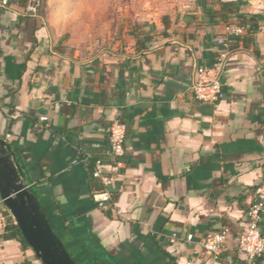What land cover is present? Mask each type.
<instances>
[{"label":"crops","instance_id":"0c3cea01","mask_svg":"<svg viewBox=\"0 0 264 264\" xmlns=\"http://www.w3.org/2000/svg\"><path fill=\"white\" fill-rule=\"evenodd\" d=\"M221 1L258 16L254 44L229 50V25L192 8L161 43L84 58L51 20L17 1L0 9V138L27 156L28 185L79 264H264L238 251L264 184V0ZM220 54L227 96L200 103L196 67ZM117 121L128 126L125 154L99 184L118 198L102 209L78 154L110 150ZM222 230L227 249L215 259L201 242ZM4 247L0 264L32 259L17 241Z\"/></svg>","mask_w":264,"mask_h":264},{"label":"rangeland","instance_id":"374dc122","mask_svg":"<svg viewBox=\"0 0 264 264\" xmlns=\"http://www.w3.org/2000/svg\"><path fill=\"white\" fill-rule=\"evenodd\" d=\"M15 1L21 8H35L27 13L51 20L62 33L63 41L71 44V53L79 52L84 58L105 51L125 53L147 38H151L150 43H161L179 33L181 27L177 25L186 12L201 8L200 0ZM19 247L25 252L20 243ZM29 251L34 259V252Z\"/></svg>","mask_w":264,"mask_h":264},{"label":"built area","instance_id":"2783aa9c","mask_svg":"<svg viewBox=\"0 0 264 264\" xmlns=\"http://www.w3.org/2000/svg\"><path fill=\"white\" fill-rule=\"evenodd\" d=\"M12 1L15 0L0 1V9H6ZM27 10L35 11V8L30 7ZM227 31L233 36H240L244 33L243 29L233 26H228ZM217 44L227 47L226 41L223 39L218 40ZM225 59L226 54H220L213 65H200L196 67L191 81V91L196 101L204 104H218L225 100L227 94L222 82ZM127 132V124L121 121L115 122L109 129V153L112 158L117 159V165L120 164L125 154ZM106 165L105 162H99L94 172V176L102 181L104 180V183H107V179L103 178L102 169ZM94 198L97 206L102 209L113 203L112 193L107 187L101 192L96 193ZM263 216L264 184H261L256 188L254 201L246 211L247 225L240 235L238 245V251L251 261L264 257V235L261 231ZM10 223L16 224V221L4 205V202L0 201V262L4 257L3 238ZM227 239L228 230L211 232L202 240L201 246L213 258L219 259L227 249ZM187 240L192 241L193 237L189 236Z\"/></svg>","mask_w":264,"mask_h":264},{"label":"water","instance_id":"95a60500","mask_svg":"<svg viewBox=\"0 0 264 264\" xmlns=\"http://www.w3.org/2000/svg\"><path fill=\"white\" fill-rule=\"evenodd\" d=\"M0 198L41 264H76L28 185L13 146L0 138Z\"/></svg>","mask_w":264,"mask_h":264},{"label":"trees","instance_id":"16d2710c","mask_svg":"<svg viewBox=\"0 0 264 264\" xmlns=\"http://www.w3.org/2000/svg\"><path fill=\"white\" fill-rule=\"evenodd\" d=\"M11 3L12 2H10L9 4H11ZM199 6L203 10V12L207 16H209L211 19H216L219 17L222 21H224L229 26H231V24L229 23V20L231 18H235L238 22V27L242 28V29L245 28L247 30L246 36H237V37H234V39H231V42L228 43L229 50H234V49L238 48L239 42H243L245 47H248L249 45L255 43L254 33L257 31L258 16L242 14L240 12L241 2H239V1H237V2H222L221 0H200ZM215 6L219 7L220 9L214 10ZM150 42H152L151 38H147L146 42H140V41L137 42L136 50L139 52L144 50L146 48V45ZM214 63L215 62H213L211 65H213ZM15 153H16L17 161H18L20 167L22 168L24 173L27 174L28 173V163L26 160L27 156H23L22 152L18 149L15 150ZM82 161H84V162H82ZM78 162L82 163L86 167V169L88 170V172L91 176L93 183H95V185L96 184L99 185V186L98 185L95 186V191H97V193L104 190V185L99 184L100 182L102 183V180L98 179L94 176V172L96 170L97 164L99 162H105L107 165L115 166L118 163L117 159L112 158V156L110 155L109 149H102L100 152H98V154H94L90 151L89 152L81 151L78 154ZM32 191L35 194V196L37 197V199L39 200L41 208H42L43 212L46 214V216H47V218L50 221V224L52 226L51 217L46 212L45 208L43 207L38 193L34 189H32ZM112 198H113V202H116L118 196L116 194L112 193ZM0 201H2L1 198H0ZM3 239H4V241H17L22 245L24 250H30V248L26 244L18 226L14 223H10V225L8 226V228L6 230V233H5ZM63 243H64V241H63ZM70 255L73 258V260L75 261V263L79 264L78 261L73 257V255L72 254H70ZM263 258H260V259L254 260V261H258V260H261ZM17 264H41V262L35 256L34 259H29L26 257L23 261H21Z\"/></svg>","mask_w":264,"mask_h":264}]
</instances>
